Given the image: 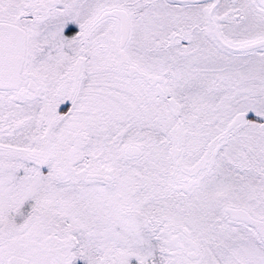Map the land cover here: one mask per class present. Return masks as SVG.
<instances>
[{
  "label": "snow or ice",
  "instance_id": "1",
  "mask_svg": "<svg viewBox=\"0 0 264 264\" xmlns=\"http://www.w3.org/2000/svg\"><path fill=\"white\" fill-rule=\"evenodd\" d=\"M0 264H264V0H0Z\"/></svg>",
  "mask_w": 264,
  "mask_h": 264
}]
</instances>
